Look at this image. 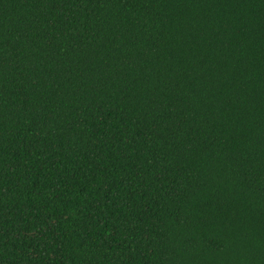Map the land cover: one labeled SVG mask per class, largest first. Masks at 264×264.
Returning <instances> with one entry per match:
<instances>
[{"label": "trees", "instance_id": "trees-1", "mask_svg": "<svg viewBox=\"0 0 264 264\" xmlns=\"http://www.w3.org/2000/svg\"><path fill=\"white\" fill-rule=\"evenodd\" d=\"M0 264H264V0H0Z\"/></svg>", "mask_w": 264, "mask_h": 264}]
</instances>
